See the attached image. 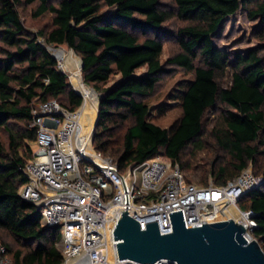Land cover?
<instances>
[{
	"label": "trees",
	"instance_id": "trees-1",
	"mask_svg": "<svg viewBox=\"0 0 264 264\" xmlns=\"http://www.w3.org/2000/svg\"><path fill=\"white\" fill-rule=\"evenodd\" d=\"M173 3L174 11L163 8L160 0H0V232L16 246L5 245L12 263L62 261L56 246L59 231L43 226L37 208L18 195L27 182L22 169L32 159L30 144L36 140L29 127L33 106L55 100L75 111L82 105L47 46H66L82 61L84 83L100 94L93 147L115 161L119 171L161 155L178 164L185 182L192 184L184 171L204 149L205 115L218 111L219 126L210 131L217 154L201 176H193L196 185L207 186L211 177L214 185L223 186L249 165L264 178V0ZM20 5H36L34 18L49 14V27L37 36L29 33L17 10ZM104 8L113 13L102 15ZM240 9L259 18L254 37L260 45L245 54L222 51L212 37ZM173 17L185 25L174 33L179 51L167 66L192 79L180 84L174 96L180 118L163 129L148 121L144 99L170 71L160 56L164 39L172 36L164 25ZM141 68L146 72L135 76ZM112 75L121 80L107 89ZM238 207L254 213L252 236L264 252V185L241 198Z\"/></svg>",
	"mask_w": 264,
	"mask_h": 264
},
{
	"label": "built area",
	"instance_id": "built-area-1",
	"mask_svg": "<svg viewBox=\"0 0 264 264\" xmlns=\"http://www.w3.org/2000/svg\"><path fill=\"white\" fill-rule=\"evenodd\" d=\"M80 108L69 111L55 100L33 106L29 127L36 131L35 149L22 169L27 182L18 189L19 197L37 208L41 224L59 231L60 264H138L117 256L113 231L122 212L141 231L156 222L160 235L172 233V212L181 211L186 229L223 215L244 227L247 243L256 241L254 213L240 210L238 202L264 185L262 176L246 168L223 186L188 184L179 165L161 155L121 172L94 149L93 132H84ZM230 207L234 217L226 213ZM0 264H14L3 244Z\"/></svg>",
	"mask_w": 264,
	"mask_h": 264
},
{
	"label": "rangeland",
	"instance_id": "rangeland-1",
	"mask_svg": "<svg viewBox=\"0 0 264 264\" xmlns=\"http://www.w3.org/2000/svg\"><path fill=\"white\" fill-rule=\"evenodd\" d=\"M161 6L167 10H175L173 0H160ZM36 9V5H20L17 7L20 19L25 27V29L32 35H38L41 31H45L49 25L51 16L49 14H44L41 17L34 18L32 16L33 11ZM113 13V9L104 8L101 11L102 15H107ZM185 23L179 21L177 18L173 17L165 23L166 30L172 34L168 39H164L162 54L160 56L161 65L170 70L169 73H164L161 76L160 82L155 88V91L150 97L144 99V103L149 107L148 121L159 126L163 129H170L174 123L180 118L181 111L178 107L177 101L174 96L177 94L180 84L190 81L192 75L186 74L183 70L167 66L168 59L178 53V46L174 39V33L177 29L183 27ZM259 26V18H250L248 11L245 9H240L235 15L228 17L216 33L212 37V42L218 49L228 52V53H240L245 54L248 50L260 45V42L254 37L255 29ZM37 42L45 45L44 39L42 37L37 38ZM53 48V47H47ZM53 49H62L66 52L71 49L66 46H61ZM73 51V50H72ZM74 52V51H73ZM76 55V54H75ZM77 56V55H76ZM79 58V56H77ZM80 59V58H79ZM58 67L67 76L68 84L70 85V79L66 70L62 67V63L58 61ZM146 72L145 68L138 69L135 72V76H140ZM121 80L120 75H112L105 85V88H113ZM228 78L224 79L225 84ZM99 99L100 94L96 93ZM98 110V108H97ZM218 111H211L207 113L204 117V128L205 133L203 136L204 149L199 154L197 153L196 159L189 171H184L186 177L192 184H197L198 179L193 178L194 175H202L203 167L206 168L210 161L216 156L217 151L214 145V140L210 135V131L213 127L219 126L218 121ZM95 126L88 130L92 131L94 134ZM32 150L35 149L34 143L30 144ZM191 152V148L188 147L185 151L186 154ZM221 156L220 160H224L225 156L223 153H218ZM254 171L252 165H249ZM213 182L211 177H208V183ZM0 244L6 246L16 247L13 240L4 232H0ZM58 250L59 246L56 245Z\"/></svg>",
	"mask_w": 264,
	"mask_h": 264
},
{
	"label": "water",
	"instance_id": "water-1",
	"mask_svg": "<svg viewBox=\"0 0 264 264\" xmlns=\"http://www.w3.org/2000/svg\"><path fill=\"white\" fill-rule=\"evenodd\" d=\"M82 68L81 61V71ZM99 103L98 99L97 108ZM169 218L172 233L160 235L156 222L145 224L146 230L141 231L138 222L122 212L113 231L114 240L119 241L116 243L119 260L138 264H154L160 260L177 264H264V252L258 242L247 243L243 238L244 227L223 215L210 218L214 223L188 229L181 211L170 213Z\"/></svg>",
	"mask_w": 264,
	"mask_h": 264
},
{
	"label": "bare ground",
	"instance_id": "bare-ground-1",
	"mask_svg": "<svg viewBox=\"0 0 264 264\" xmlns=\"http://www.w3.org/2000/svg\"><path fill=\"white\" fill-rule=\"evenodd\" d=\"M49 51L62 63V67L68 73L70 85L82 98L80 113L82 123L84 124V132H86L90 130L96 122L98 105L96 92L93 88L84 83L81 72V60L72 50L66 52L62 49H50ZM226 213L229 216H235V212L231 207L228 208Z\"/></svg>",
	"mask_w": 264,
	"mask_h": 264
}]
</instances>
